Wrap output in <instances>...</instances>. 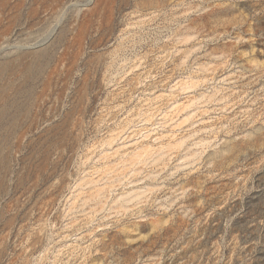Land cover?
I'll return each mask as SVG.
<instances>
[{
    "label": "rangeland",
    "instance_id": "1",
    "mask_svg": "<svg viewBox=\"0 0 264 264\" xmlns=\"http://www.w3.org/2000/svg\"><path fill=\"white\" fill-rule=\"evenodd\" d=\"M0 264H264V0H0Z\"/></svg>",
    "mask_w": 264,
    "mask_h": 264
}]
</instances>
